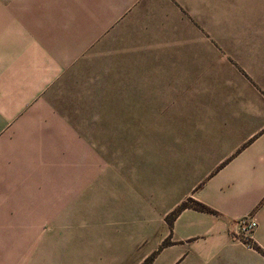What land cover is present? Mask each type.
<instances>
[{"label":"crops","instance_id":"obj_1","mask_svg":"<svg viewBox=\"0 0 264 264\" xmlns=\"http://www.w3.org/2000/svg\"><path fill=\"white\" fill-rule=\"evenodd\" d=\"M255 2L75 0L70 26L57 0H0V194L24 193L29 208L33 146L47 145V125H58L63 113L65 65L128 17L199 10L188 15L204 19L194 29L205 35L199 124L168 125L165 168L154 162L152 174L153 206L164 203L157 211L162 228L153 221L151 249L137 257L151 255V264H264V47L256 46ZM212 34L231 36L208 41ZM185 201L190 205L180 207ZM243 217L254 222L244 238L237 233ZM42 237L0 235V264H112L97 250L32 245Z\"/></svg>","mask_w":264,"mask_h":264},{"label":"rangeland","instance_id":"obj_2","mask_svg":"<svg viewBox=\"0 0 264 264\" xmlns=\"http://www.w3.org/2000/svg\"><path fill=\"white\" fill-rule=\"evenodd\" d=\"M57 3L75 25V0ZM255 9L258 48L264 47V0ZM183 12L128 17L63 67V113L58 125H47V145L33 146L30 206L24 193H1L0 235H43L32 245L97 250L112 264H151V255L142 260L137 251L151 249L153 221L162 228L157 211L164 203L152 200L153 163L165 168L168 125L199 124L205 35L194 29L204 19L188 16L199 10Z\"/></svg>","mask_w":264,"mask_h":264},{"label":"built area","instance_id":"obj_3","mask_svg":"<svg viewBox=\"0 0 264 264\" xmlns=\"http://www.w3.org/2000/svg\"><path fill=\"white\" fill-rule=\"evenodd\" d=\"M254 222L247 217H243L238 221V231L237 233L241 235V237H247L251 231L253 230Z\"/></svg>","mask_w":264,"mask_h":264},{"label":"trees","instance_id":"obj_4","mask_svg":"<svg viewBox=\"0 0 264 264\" xmlns=\"http://www.w3.org/2000/svg\"><path fill=\"white\" fill-rule=\"evenodd\" d=\"M187 205H190V204H189L188 202L185 201V202H183V203L180 205V207L187 206ZM180 207H179V208H180Z\"/></svg>","mask_w":264,"mask_h":264}]
</instances>
